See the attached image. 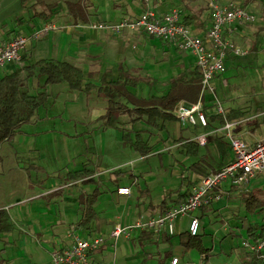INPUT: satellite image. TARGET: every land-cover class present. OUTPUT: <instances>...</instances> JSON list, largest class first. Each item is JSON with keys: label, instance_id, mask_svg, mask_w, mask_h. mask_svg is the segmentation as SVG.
Wrapping results in <instances>:
<instances>
[{"label": "rangeland", "instance_id": "rangeland-1", "mask_svg": "<svg viewBox=\"0 0 264 264\" xmlns=\"http://www.w3.org/2000/svg\"><path fill=\"white\" fill-rule=\"evenodd\" d=\"M92 1L100 5L99 13L103 18H107L112 11H115L116 2L120 0ZM125 1L128 6H134L137 2V0ZM89 2L91 0H84V3ZM259 12L260 10L256 12L255 24L263 21ZM87 15L90 18H97L96 12H88ZM8 21L11 23L10 20ZM58 34L61 37V39L59 38V51L56 46ZM71 39L72 35L67 34L66 31L53 30L48 38L39 41L37 48L33 51L32 59L49 56L67 59L75 63L77 60L70 53L65 52V49L69 48L72 43ZM151 41L159 47L155 55L161 65L166 66L169 62L172 63L171 56L168 57V60L167 58L162 59L166 55L162 48L164 43L156 37H152ZM258 45L261 48L258 51L249 50L245 54L235 55L233 59L227 61V69L222 75L226 80L219 77L212 81L215 88L205 90L204 99L206 101L215 105L218 99L229 100L231 106L248 108L251 114H256L262 107L264 108V34L259 37ZM245 47L248 46L245 45ZM166 48L169 52L173 50L172 47L166 46ZM188 60L193 61L194 55L190 54ZM0 73L3 71L1 70ZM98 73L96 71L95 77H98ZM44 82L45 75L33 76L28 80V87L32 93H37L42 89L49 93L45 104L38 108L40 117L36 121L26 123L24 128L27 132L17 133L16 141H14L15 138L10 140L11 142H7L1 151L4 158L0 162V167L2 166L4 171L0 173V191L3 194L1 199L16 202L22 197H30L25 203L19 204V207L15 205L13 212L16 208H20L21 213L27 212L26 206L31 205L37 213L46 211L56 216L65 217L61 223H67L66 228H68L73 223L76 214L81 215L82 213L79 208V195L87 194L99 185L101 193L95 207L99 213L100 223L105 224L112 219L121 220L124 224L132 223L135 219V211L141 205H148L152 202L155 206L160 207L159 204L164 194L180 186L183 181L186 183V179H193L197 176L190 164L205 151V145H201L199 154H188L181 150V143L178 144L174 138L182 136L187 139L191 134L198 133L206 127H199L196 132H193L191 127L185 126L178 120H168L165 129H157L148 125L146 120L139 119L134 122V127L156 129L155 133H150L149 130L144 132L145 138H149L152 143L168 136L169 139L165 142L159 141L166 143L169 149L160 152L159 148L154 147L150 153L136 158L141 155L140 152L121 138L122 127L125 124L122 123L118 127H106L103 119L99 117V111H102L105 103L108 102L106 96L98 91L80 92L79 89L71 88L65 80L47 83L45 86ZM164 85L161 81L155 87L153 86L152 91L157 93L158 89ZM215 108L216 106H214ZM255 118L260 120L257 131L264 133V116H255L254 120L247 124H259L257 121L254 122ZM126 126H131V124H126ZM209 147L214 157L218 158L219 152L216 146L211 144ZM16 149L22 151L21 156H17ZM132 159L134 168L130 164ZM31 163L41 164L44 168H27ZM86 163L97 167L100 173L94 180L71 181L72 179L68 175L69 171L81 169ZM132 172L137 176H132V193L129 196L118 194L112 174L121 178L123 174L127 177ZM140 173L142 174L140 175ZM74 182L77 183L71 185ZM53 184L57 186V190L49 194L37 195L38 192L46 190L47 186ZM248 184L251 189H259V192L264 196V176L260 175L245 185ZM146 187L149 188L150 194L145 197L140 194L141 189ZM238 201L237 198L230 200L231 206L228 205L225 209L223 207L222 214H216L212 207H209L208 216H204V227H201L203 240L205 245L213 248V254L210 255L208 264H224L226 262L244 264L239 245L247 237L248 220L264 222V209L256 213L249 212L247 222L240 227L239 209L243 211L246 209L244 202L239 201L240 205L237 206ZM18 213L21 214L19 211ZM120 215L122 218H119ZM209 217L216 218L217 222L211 223ZM14 221L18 225L19 222L15 215ZM179 221L177 220V233L171 237V240H168L166 235L160 240L153 238L146 242H141L137 237L121 236L117 240L116 247L108 244L105 247V254H101L102 248L98 253L100 257L106 258V263L112 264H141L147 252L145 264H161V261H167L172 254H178L186 264H200L199 251L185 249L181 244L179 231L186 229L188 218L185 216L180 223ZM224 225L225 227H223ZM233 227L237 229L240 227L242 234L235 235L233 233L226 237L222 235V232H227L226 230ZM235 231L237 230L235 229ZM79 232L83 233L85 229H80ZM12 254L15 264H35L31 263L28 252L20 249L18 241L13 244ZM0 255L6 256V254Z\"/></svg>", "mask_w": 264, "mask_h": 264}, {"label": "crops", "instance_id": "crops-1", "mask_svg": "<svg viewBox=\"0 0 264 264\" xmlns=\"http://www.w3.org/2000/svg\"><path fill=\"white\" fill-rule=\"evenodd\" d=\"M36 0H0V45L6 42L9 38L14 36L17 33H26V34H32L34 30H36L39 26H41L45 22H54L57 27L49 30L45 35L42 37H32L24 49L23 53H27L29 56V60L32 59V54L33 51L37 48V44L39 41L44 40L49 37L50 33L53 30H64L67 32V34L72 35V43L70 44V47L65 49V52L67 54H71L75 60V64L81 66L85 72L86 75V80H91L95 82L96 84L101 83V79L105 71L111 69L112 75L114 77H117L119 73V65L122 63L125 68L130 69L133 73L136 74H149L153 77L158 78L160 81L157 83L159 84L161 81L165 84L162 88L158 89V92H153V86L155 87L157 84L151 85L147 83L140 84L136 87H131L132 91L135 92L138 96H149L152 93L155 94H163L168 90V84L166 80L177 74L184 66L188 65H194L196 64V58L195 55L187 49H182L180 48L176 42L171 41V40H164L160 37L154 36L152 34H149L145 31H139V30H132L129 28H126L121 31H113L110 29L106 28H94L91 26V23L96 20H109V21H117L120 20L123 16L129 15L132 17L138 16L144 8H146L149 4L154 6L158 12H167L173 7H179L181 10L186 6L185 13L191 12L194 9L200 8L203 4H206L208 0H137L134 6H128L127 2L125 0H120L116 2V8L115 11L111 12V15L107 18H103L101 13H99L100 5L95 3L94 1L91 0L89 3H84L83 0V6L85 8L86 14L88 12H96L97 18H90L88 15L86 17H79L76 19L72 13L69 11L68 3L70 1H75V0H58V5L53 8V14L50 16L48 20H44L40 16L36 15L37 9L41 7L40 4L34 6L33 3ZM52 1V0H49ZM226 1V0H224ZM240 1V0H238ZM248 6L256 13L258 10H260V15L263 19L262 22H264V0H252ZM261 8V9H260ZM95 10V11H94ZM263 10V11H262ZM209 10H204L202 12V16L206 17L207 13ZM184 15V14H183ZM11 23H9V21ZM256 21V20H255ZM254 24L253 22H241L238 24V27L236 30L231 32V37L239 44H241L243 47L247 45L248 51H258L260 46L258 45V40L259 37L264 34V23H257ZM194 30L195 33H202L198 28H196L194 25L190 24ZM159 38L164 44H163V51L164 54H166L162 59L167 58L171 56L172 57V63L169 62L168 65H161V62L158 61L155 52L159 48L158 45L155 42L151 41V38ZM60 34L57 36V43L56 46L60 48ZM74 45V46H73ZM168 47H172L173 50L167 51ZM153 52V53H152ZM171 54V55H170ZM193 54L194 55V60H188L189 55ZM43 57H49V56H43ZM235 55H230L228 58V61L233 59ZM42 58V57H40ZM39 59V58H38ZM59 59V58H58ZM36 60V59H35ZM23 64L21 61L20 63H8L4 66L0 67V71L2 70L3 73H0V75H3L9 71H12L15 69L17 65ZM180 65V67H178ZM87 68V70H85ZM87 71V72H86ZM98 71V77H95V73ZM138 71V72H136ZM224 74H218L214 77V79L223 77L225 79V76H222ZM213 79V80H214ZM226 80V79H225ZM215 87V86H214ZM80 92H92V91H97L95 89L92 90H85V89H79ZM186 103H192L188 102L185 100H182ZM180 101V102H182ZM179 102V103H180ZM204 102V108L208 114L209 122L207 125H201L200 123L197 124H192L188 120L184 119H177L181 123H184L185 126L191 127L193 129V132H196V130L199 129V127L204 128L202 131H198V133H193L190 135L189 138H194L197 139V136L201 133H207V140L205 143H201V145H205V151L201 153L200 157L198 159H201V162L204 166L209 168V172L212 170H215L219 168V164L222 160V154L220 153V150L218 148V145L216 141L213 140V138L216 135H224V130L218 131L219 127L222 126V123H220V120H211L210 115L214 112H216V108L214 109V103H210L206 101L205 99L203 100ZM178 103V105H179ZM223 104L225 106L226 111L231 109V108H237L233 107L230 105L229 100H223ZM178 105L176 106V109L178 108ZM102 111H99V117L101 118L103 114L106 113L107 108H108V102L105 103V107ZM240 109H244L246 111V114L244 117L238 118L239 123H237L234 127V132L242 137H244L246 140L254 142L262 137H264V133H259L257 131V128L260 125V120L255 118L254 122H259V124L254 123V124H247V122H251L254 120L255 116H264V108L260 110V112H257L256 114H251L249 112L250 109L248 108H243L239 107ZM175 109V111H176ZM39 112L37 110L36 114V119L33 121L38 120ZM127 117V118H126ZM132 115L129 113H124L122 114V120L124 121V124H131V126H134V122H131ZM127 119V120H126ZM144 119L145 118H141ZM168 121V120H167ZM166 121V122H167ZM31 122V121H30ZM166 122H165V127L166 128ZM28 123V122H26ZM24 123L22 125L21 131L19 133L27 132V130L24 128ZM139 129V128H137ZM150 133H155L156 129L149 128ZM157 129H162V128H157ZM18 135V134H17ZM14 137V141H16V137ZM144 136V133H143ZM121 138L122 137V131H121ZM145 138V136H144ZM226 140L228 141V138L225 136ZM169 139L167 136L166 138H161L159 140L166 141ZM178 144L182 143L187 140L184 139L182 136L178 138H174ZM159 140L156 141V147L160 149V152H163L165 150H168V146L165 143H161ZM124 141V140H123ZM7 142H11L9 140H6L2 143L1 149H0V162L3 161V155L1 151L4 148V145ZM229 142V141H228ZM155 143V142H154ZM215 145L219 154L218 158L214 157L209 145ZM132 146V145H131ZM230 146V143H229ZM133 147V146H132ZM134 148V147H133ZM135 149V148H134ZM136 150V149H135ZM183 152V146L181 149ZM186 153V152H185ZM200 153V150H199ZM198 153V154H199ZM231 155H227L226 158L224 159L225 163L233 159L234 153L233 150L231 149L230 152ZM228 153V154H229ZM16 154L17 156H21L22 151L16 149ZM141 154V153H140ZM141 154L140 156H137L136 158L142 157ZM197 159V160H198ZM90 162V161H88ZM194 162V161H193ZM224 163V164H225ZM32 164V163H31ZM26 165L27 168L32 169H41L38 167H34L33 165ZM130 164L132 165L131 167L134 168L135 165H133V159L130 160ZM41 165V164H39ZM42 168H44L43 165H41ZM92 166V165H90ZM95 168V173L88 176V179H74V180H94L96 175L100 173L97 167ZM2 166L0 167V173L4 172L2 170ZM195 171V170H194ZM196 172V171H195ZM142 173H140L141 175ZM197 176L194 177L193 179H186V183L184 181L180 186L175 188V191L173 192L170 196H168V201L167 204L169 207H171L174 204H177L179 202H176V198L178 197L179 193L176 192L177 190H184L189 182H192V187L200 180V178L203 176L202 174L196 172ZM134 172L130 173L129 176L126 177V175L123 174V177L118 178L116 177L115 174H112V178L115 180L116 183V188L119 185H130L131 186V193H132V176H135ZM183 177L184 173H182ZM264 176L263 173L257 174L255 177L251 178L255 179L258 176ZM137 177V176H135ZM187 178V177H186ZM73 179L71 181H74ZM185 180V178H183ZM77 182L71 183V185H74ZM184 184H186L184 186ZM246 184V183H245ZM240 185L239 189H233L232 186L235 185L234 183L231 182L230 179L225 180L224 182L220 183L214 190L215 197L207 203L206 209L203 211L202 206L198 210L197 213H199V216H201V227H204V216L207 215V210L209 207H212L213 211L215 213L220 214L221 211L230 204V193L231 192H236V193H241L242 191L245 190H253L254 188H250L249 184L248 185ZM57 186L55 184L47 186L46 190L40 191L37 193V195L40 194H49L52 193L53 191L57 190ZM145 189L144 192L142 190ZM257 189V188H256ZM192 190V188H191ZM170 192V191H169ZM191 192V191H190ZM130 193V194H131ZM168 193V192H167ZM119 194V193H118ZM130 194H120V195H127L129 196ZM150 194V190L148 187L142 188L141 189V194L144 195L145 197ZM84 194H80L78 197V202H79V208L82 210V204L80 202V199ZM165 196V194H164ZM1 197H3L2 192L0 191V208H6L12 218L13 221V229L10 231H5L2 233V238L0 239V254H6V256H1L0 255V264H15V259L13 257L12 251H13V244L18 241V246L20 249L26 250L30 256L31 263L34 262L35 264H52L51 259H52V251L54 248L70 244L72 242V233L75 232L79 235L82 236H89V235H94V234H104L107 236V239L105 243L100 247L103 249L101 254H105V247L108 244L114 245L115 247L117 246V240L121 237L119 236L118 238H114L111 236V230L113 229L114 225L116 222H122L116 221L115 219L110 220L108 223L102 224L99 221V213L96 221L93 223L92 229L88 228H81L77 226V222L80 220L81 215L76 214L74 220L72 221L73 223L70 224L68 228H66L67 223H61L62 219L64 220L65 217L63 216H56L55 214H50L45 212H35V210L32 209L31 205L26 206V211L27 212H22L21 209H15L13 212V209L17 206L19 207V204H23L26 201L29 200V196L27 197H22V199L17 200L16 202H8L6 200H2ZM164 198V197H163ZM230 199V200H229ZM163 200V199H162ZM161 200V202H162ZM184 200V199H183ZM240 201V199H238ZM182 201V200H181ZM239 201L236 203L237 206H239ZM235 204V203H234ZM16 205V206H15ZM160 206V204H159ZM14 207V208H13ZM168 207V208H169ZM18 211L21 213L19 214ZM83 211V210H82ZM165 211V210H164ZM161 207L155 206L152 202H150L148 205H141L139 208L136 209V213L134 216V220L140 218L143 216L144 218H148L150 216H156L164 212ZM240 216L245 215L246 211L240 210ZM204 212V213H203ZM204 214V215H203ZM222 214V213H221ZM229 214V213H228ZM14 215L15 218L18 220V225L14 221ZM188 218V225L190 221V216L188 215H183L178 218L179 223L181 222L183 217ZM224 217V216H223ZM119 218H122L120 215ZM224 219V218H223ZM247 219V217H246ZM246 219L241 220V224L239 225L242 227L247 221ZM210 222L212 223L213 221L217 222V219L214 217H209ZM238 220V219H237ZM132 221V222H133ZM250 219L248 220L249 223ZM226 222V221H225ZM225 224V223H224ZM188 225L186 229H188ZM238 226V224H236ZM225 227V225L223 226ZM240 227L237 229L236 227L230 228L229 230H226L227 232H222V235L226 237L227 235H233V230L235 229L239 232H241ZM176 228H177V221H176ZM80 229H85V232L80 233ZM185 229V230H186ZM148 230V229H144ZM150 231L154 232V238L157 239H162L164 235H166V238L168 240H171V237L177 233V230L175 229L174 233H169L165 228L160 230V231H155L152 229H149ZM219 230V229H218ZM247 230V229H246ZM141 231L139 229H134L133 232L129 236L122 235L126 238H131V237H137ZM183 231V230H182ZM181 230L179 231L180 234ZM247 232V231H246ZM228 233V234H227ZM242 234V232H241ZM222 236V238H223ZM33 243V244H32ZM182 244V243H181ZM214 246V245H213ZM184 247V246H183ZM95 250V256L98 259L100 264H112V263H106L107 260L105 257H100L98 251L99 249ZM185 248V247H184ZM148 254V252L146 253ZM174 255L178 254H172L168 257L167 261H161V264H168L171 258ZM179 256V255H178ZM201 261H199L200 264L205 262V264L209 263V258L207 260L203 259V255L200 253ZM210 257V256H209ZM181 258V257H180ZM181 262L186 264V262L181 258ZM33 264V263H32Z\"/></svg>", "mask_w": 264, "mask_h": 264}, {"label": "trees", "instance_id": "trees-1", "mask_svg": "<svg viewBox=\"0 0 264 264\" xmlns=\"http://www.w3.org/2000/svg\"><path fill=\"white\" fill-rule=\"evenodd\" d=\"M252 0H240L244 5H248ZM83 0L70 1L68 3L69 11L78 19L86 17ZM40 4L41 7L36 11V15L44 20H48L53 14V8L58 5V0H36L33 5ZM186 6L182 8L183 19L187 24H192L202 34H206L211 26L213 15L210 11L208 2L200 8L185 13ZM204 10H209L206 17L202 16ZM23 64L17 65L15 69L3 75H0V149L2 143L6 140H12L17 133L21 131L22 125L36 119L38 108L45 104L49 97L47 90L42 89L37 93H32L28 87L30 77L45 75L44 86L47 83L67 81L73 89H95L102 93L108 99V108L102 115L103 123L106 127H118L124 123L122 114L129 113L132 115L131 122H135L141 118H145L148 125L154 128H164L167 120H177L180 117L175 109L182 100L188 102H196L200 98L202 91V70L197 65L184 66L177 74L169 77L166 82L168 90L163 94H155L138 96L132 91L131 87L140 84H157L160 80L149 74H136L130 69L125 68L121 63L119 65V73L117 77L112 75L111 69L105 71L102 76L101 83L96 84L91 80H86L83 68L67 59H58L55 57H42L36 60H29L28 54H22ZM246 111L240 108H231L225 114L214 112L210 115L211 120H220L224 123L227 119H238L244 117ZM149 128H135L134 126H123V140L131 144L141 154L150 153L156 142L152 143L149 138H144L143 133ZM216 141L222 160L218 167L224 165V159L231 150L229 142L225 135H216L213 138ZM183 150L188 154H198L201 143L198 139L190 138L182 143ZM90 147V146H89ZM88 147V150L90 149ZM93 147L91 146V149ZM1 157V156H0ZM34 167L42 168L41 165L32 163ZM190 167L196 172L205 175L209 172V168L204 166L201 159L190 164ZM95 173V168L89 163L75 171H69L70 179H88L87 177ZM240 185H233V189H239ZM192 182H189L184 190H177L179 193L176 202L186 199L191 191ZM145 189L142 190L144 192ZM175 191L165 194L160 207L162 210L168 209V196ZM101 189L97 185L91 192L82 195L80 202L82 204V216L77 222V226L81 228L92 229L93 223L98 217V210L95 203L98 200ZM231 200L235 198L244 202L246 214L240 216L241 220L246 219L247 214L256 213L264 209V196L259 189L245 190L241 193L231 192L229 195ZM207 204L201 208L204 211ZM204 213V212H203ZM204 215V214H203ZM202 216V215H201ZM200 216V217H201ZM14 227L9 211L6 208H0V239L2 233L10 231ZM93 230V229H92ZM235 235L241 234L239 231H232ZM154 232L143 230L137 236L141 242H146L154 238ZM264 237V222L251 220L247 226V238L255 239ZM180 239L185 249H196L203 255V259L207 260L213 254V248L207 246L203 240V232L193 235L188 229L180 232ZM239 250L243 254L242 262L244 264H264V256L256 251L247 249L241 242ZM264 251V250H263ZM141 264H145L146 256Z\"/></svg>", "mask_w": 264, "mask_h": 264}, {"label": "built area", "instance_id": "built-area-1", "mask_svg": "<svg viewBox=\"0 0 264 264\" xmlns=\"http://www.w3.org/2000/svg\"><path fill=\"white\" fill-rule=\"evenodd\" d=\"M210 11L213 15L211 26L206 34L195 33L192 26L183 19L182 10L173 7L167 12H158L152 5H148L135 17L125 15L120 20H96L91 23L94 28H106L113 31H121L126 28L145 31L164 40H171L182 48L190 50L196 58V64L202 70V91L196 102H180L176 109L177 115L192 124L207 125L208 114L204 108V92L207 88H215L212 84L214 77L227 69V61L230 55L245 54L248 49L237 43L231 32L237 29L241 22H253L256 13L238 0H208ZM57 27L54 22H45L32 34L17 33L0 45V67L8 63L21 62L22 54L28 41L32 37H42L49 30ZM217 104V105H216ZM216 111L226 113L222 100H217ZM238 119H227L219 127L224 130L228 138L234 157L221 167L203 175L192 187L189 196L177 204L172 205L164 212L156 216L144 218L141 216L132 223L116 222L111 230V236H129L134 229H152L160 231L166 229L174 233L176 221L183 215L190 216L188 230L196 235L201 231V217L198 210L204 204L209 203L215 194L213 190L222 182L230 179L232 183L244 185L251 178L264 172V137L251 142L234 132ZM201 143L207 140V133L197 136ZM119 194H130V185H119ZM72 242L59 246L52 251V264H100L95 256V250L106 241L104 234L82 236L72 233ZM242 244L249 250H253L264 256V237L250 239L245 237ZM168 264H184L178 255H174ZM224 264H231L226 262Z\"/></svg>", "mask_w": 264, "mask_h": 264}]
</instances>
